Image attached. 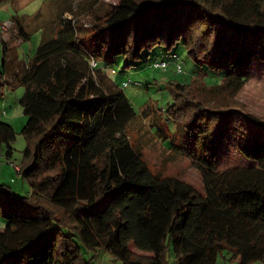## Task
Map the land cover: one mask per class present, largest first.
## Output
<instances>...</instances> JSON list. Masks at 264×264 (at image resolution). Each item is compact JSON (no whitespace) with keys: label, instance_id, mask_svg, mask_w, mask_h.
Instances as JSON below:
<instances>
[{"label":"trees","instance_id":"1","mask_svg":"<svg viewBox=\"0 0 264 264\" xmlns=\"http://www.w3.org/2000/svg\"><path fill=\"white\" fill-rule=\"evenodd\" d=\"M97 19L88 41L76 20L61 22L23 69L0 82L25 88L27 146L17 172L32 187L15 197L0 184L6 222L0 264H91L80 242L125 264H173L169 252L174 264H216L220 257L264 262V120L240 107L188 105L182 97L192 83L167 85L175 103L165 115L174 132L176 113L192 109L183 143L172 138L170 148L199 170V192L150 169L127 135L138 113L98 64L115 55L137 60L146 48L182 42L197 65L224 73L213 86L235 96L254 61L264 62V0H118ZM16 25L28 40L30 33ZM2 46L0 81L9 53L3 38ZM230 133L239 136L237 148L250 164L219 167L218 148ZM16 135L0 121L7 159Z\"/></svg>","mask_w":264,"mask_h":264},{"label":"rangeland","instance_id":"2","mask_svg":"<svg viewBox=\"0 0 264 264\" xmlns=\"http://www.w3.org/2000/svg\"><path fill=\"white\" fill-rule=\"evenodd\" d=\"M118 0H0V29L3 22L12 21L7 32L0 30V69H2L3 46L2 38L7 42L8 66L5 80H11L14 73L19 72L33 57L43 38L56 35L63 21L74 20L80 33L86 41L90 39L93 24L97 17L103 15L111 5ZM17 20L30 33L28 40H23L18 34ZM176 55L177 57H175ZM167 61V69L154 68L155 62ZM100 68L105 69L120 85L135 108L138 116L130 123L127 135L134 147L142 153L150 169L162 176L177 177L190 183L197 191L204 192L202 176L185 154H180L170 148V140L176 144L183 143L185 121L191 112L189 106L186 112L176 113L180 126L175 127L167 114L174 105L169 83H183L187 87L188 105L202 102L211 109L240 107L264 120V62L254 61L249 81L235 95L227 93L218 84L224 73L217 72L209 66H199L195 63L188 49L179 42L168 48L166 45L146 48L141 57L129 61L122 55L111 58H98ZM180 64L182 72H177ZM127 83V85H126ZM25 88L22 85L10 86L0 83V121L10 123L16 131L13 142V156L7 159L6 147L0 151V184L4 191L15 197L27 196L32 192L29 180L23 178L16 169L23 160V151L27 141L21 133L27 122V116L21 105ZM158 129V131H157ZM174 133H173V132ZM239 136L230 133L225 136L218 148L219 167L242 166L250 164L237 148ZM166 138V139H165ZM6 225L0 212V227ZM81 257L91 264H125L104 248L90 249L80 242ZM168 260L173 264L175 257L168 253ZM238 264V261H225L219 258L218 264ZM257 264H264L257 263Z\"/></svg>","mask_w":264,"mask_h":264},{"label":"built area","instance_id":"3","mask_svg":"<svg viewBox=\"0 0 264 264\" xmlns=\"http://www.w3.org/2000/svg\"><path fill=\"white\" fill-rule=\"evenodd\" d=\"M11 26H12V21L11 20L3 22L1 24V29L0 30H1L2 33L3 32H7L8 28L11 27ZM174 56L177 57L176 55H174ZM96 64H97V62L92 61V66H96ZM168 66H169V63L167 61H165V60H163L161 62H155L153 64L154 68H160V69H167ZM176 70H177V72H182L183 68H182V66L180 64H177ZM126 85H127V83H126ZM16 169L19 170L20 169L19 166L16 165ZM216 264H218V263H216Z\"/></svg>","mask_w":264,"mask_h":264},{"label":"crops","instance_id":"4","mask_svg":"<svg viewBox=\"0 0 264 264\" xmlns=\"http://www.w3.org/2000/svg\"><path fill=\"white\" fill-rule=\"evenodd\" d=\"M109 74V73H108ZM110 75V74H109ZM236 261H238V264H241V262H240V259H237Z\"/></svg>","mask_w":264,"mask_h":264}]
</instances>
